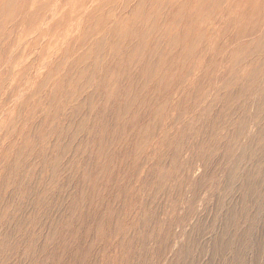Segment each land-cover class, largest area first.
Returning a JSON list of instances; mask_svg holds the SVG:
<instances>
[{"label": "rangeland", "instance_id": "obj_1", "mask_svg": "<svg viewBox=\"0 0 264 264\" xmlns=\"http://www.w3.org/2000/svg\"><path fill=\"white\" fill-rule=\"evenodd\" d=\"M225 8L192 19L193 34L182 29L180 51L198 29L208 34L194 48L187 75L181 68L169 89L141 85L140 100L120 123L106 90L75 128L57 121L45 140L43 122L29 136L21 120L5 126L0 264H264L263 67L254 88H246L252 63L264 61V53L243 62L251 55L238 41L244 23L227 30ZM232 71L237 77L227 85ZM125 84L126 78L120 97ZM11 108L0 112V126ZM59 126L63 142L56 147ZM42 149L55 157L47 160Z\"/></svg>", "mask_w": 264, "mask_h": 264}, {"label": "bare ground", "instance_id": "obj_2", "mask_svg": "<svg viewBox=\"0 0 264 264\" xmlns=\"http://www.w3.org/2000/svg\"><path fill=\"white\" fill-rule=\"evenodd\" d=\"M223 5L231 17L225 26L227 30L232 22L236 28L244 23L238 41L242 50H250L251 55L242 59L250 63L252 55L264 53V0H0V112L12 105L0 133L16 120H21L26 136L43 122V140L57 121L69 122L75 128L87 110L89 114L94 112L96 94L106 90L111 91L116 120L120 123L138 101L141 85L157 83L173 88L177 72L185 69L196 53L194 48L208 37L206 30L198 29V38L180 51L182 29L187 35L195 33V23L188 26L191 20H199L206 11ZM167 48L170 54L166 53ZM255 60L246 76L247 90L254 88L256 77L264 68L261 58ZM183 72L187 75L188 70ZM230 75L227 85L235 80L237 71ZM125 78L120 97L118 92ZM73 99H77V104H72ZM41 111L44 114L40 116ZM88 122L89 117L83 120L81 130ZM56 128V147H60L63 128ZM72 133L68 131V135ZM26 147L27 144L20 146L19 155ZM48 151L42 149L41 154L52 160L55 155Z\"/></svg>", "mask_w": 264, "mask_h": 264}]
</instances>
